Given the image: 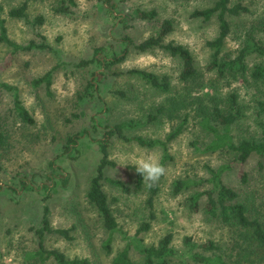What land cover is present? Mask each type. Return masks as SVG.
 I'll return each instance as SVG.
<instances>
[{
    "label": "rangeland",
    "instance_id": "1",
    "mask_svg": "<svg viewBox=\"0 0 264 264\" xmlns=\"http://www.w3.org/2000/svg\"><path fill=\"white\" fill-rule=\"evenodd\" d=\"M217 1L0 0L1 17L11 41L23 46L31 42L45 43L52 49L14 52L0 42V136L3 137L0 147V264L30 263L27 257L38 250L35 229L41 226L46 205L55 230L74 228L72 240L58 235L47 236V249L58 250L70 260L113 264L129 241L116 234L113 251L107 254L104 243L109 234L95 207L87 200L91 180L101 160L99 147L94 140L84 137L69 155L59 157L62 147L71 136L89 131L93 118L106 125L133 121L134 128L126 134L150 141L165 140L186 117L184 133L169 146L173 160L158 178L160 193L154 202V220L150 218L147 204L149 192L136 188V175L130 167H134L133 162L141 152L156 154L161 163L163 150L160 147L150 149L114 139L110 144V159L117 167L107 169L106 175L125 182L127 189L104 183V191L120 229L128 237L143 239L150 247L172 234L173 247L179 253L185 248L186 237L199 245L212 241L224 250L229 264H235L231 255L237 252L236 230L205 213L206 198L201 200L200 211L192 212L189 198L211 188L207 182L209 168L231 164L233 168L223 174L224 183L239 192L243 202L253 203L263 210L264 162L261 166V160L252 157L242 166L235 163L237 156L233 154L206 153L211 139L198 126V113L201 100L205 105H215L219 99L221 106L230 95L236 94L242 116L232 130L234 141L263 138L264 114L258 105L264 103V83L255 82L252 74L257 67H264V56L252 52L246 57L245 77L229 74L218 78L216 72L209 70L214 49L208 44L219 35L218 17L205 21L194 17V13L214 7ZM25 2L29 5L27 18H11L9 12ZM230 2L231 6L243 4L250 12L229 17L231 34L220 56L226 61L237 58L250 42L264 45V0ZM62 8L65 11L59 10ZM137 10L156 11L158 15L155 20L142 21L133 18ZM39 18L44 19L43 23L37 21ZM167 20L172 22L174 31L166 38V43L183 45L191 51L199 71L195 83L181 82L182 62L163 50L140 54L131 48L124 63L108 70L97 65L79 66L92 59L97 48H103L110 56L124 50L121 42L126 37L141 43L157 36ZM131 70L168 76L171 92L163 94L153 90L140 78L129 75ZM48 72L53 73L50 93L45 84H34ZM100 73H104L105 78L94 84L97 97L82 100L88 83L93 81V74ZM5 84L17 89L23 105L35 119L34 125L20 120L15 111V93L4 90L1 85ZM117 92H123L124 96ZM173 98L191 105L180 109L175 119H170L166 113L157 116L158 109L168 107ZM151 117L157 118L150 120ZM243 173L248 175L245 184L240 180ZM187 179L205 181L204 186L175 196L173 184ZM21 182L33 190L21 188ZM46 197H49L47 202ZM145 223H149L151 229L140 232ZM130 257L135 264H143V258L133 245ZM170 264H182L181 259L173 258ZM189 264L196 263L190 261Z\"/></svg>",
    "mask_w": 264,
    "mask_h": 264
},
{
    "label": "trees",
    "instance_id": "2",
    "mask_svg": "<svg viewBox=\"0 0 264 264\" xmlns=\"http://www.w3.org/2000/svg\"><path fill=\"white\" fill-rule=\"evenodd\" d=\"M29 5L25 2L22 6L14 8L9 12V16L13 19H26ZM65 11V9H59ZM249 9L243 4H236L231 6L230 0H218L214 7L203 11L194 13V17L202 18L209 21L212 17L217 16L219 21V35L214 42L208 46L214 49L213 62L209 66V70L217 73L218 78H225L227 75H234L237 77H245L247 68L245 64L246 57L252 53L257 52L264 56V45L250 42L240 55L231 61L220 59L221 53L225 47L226 41L231 34V23L229 17H240L249 14ZM156 11H141L137 10L133 18L142 21H152L157 17ZM43 18L37 21L43 23ZM125 22V21H124ZM174 31L171 21L167 20L163 23L160 32L157 36H152L141 43H135L131 38L126 37L121 44L124 50L119 54L107 55L103 48H97L94 51L93 58L85 60L79 64L80 67H91L97 65L99 68L105 70L113 66L124 63L128 57L130 49L133 48L140 54H146L155 50H163L170 56L179 59L182 62V71L180 80L183 84L195 83L198 80L199 71L197 69L195 58L191 51L183 45H176L174 43H166V38ZM0 42L8 45L14 52H29L33 50H52L49 45L42 43L37 44L31 42L28 45H19L10 40L5 20L1 17L0 9ZM52 72H48L44 77L34 81L35 86L45 84L47 92L50 93L52 87ZM129 75L140 78L143 82L149 85L153 90L163 94H168L172 90L171 80L168 76L160 77L146 70H131ZM253 79L257 83H264V67H257L252 74ZM104 73L93 74V81L88 83L85 94L81 97L85 98L97 96L94 95L97 88L94 84L100 83L104 80ZM6 91H14L15 93V111L20 120L28 125H34L35 119L23 105L17 89L9 85H1ZM96 88V90H95ZM93 91V93H90ZM117 95L124 96L123 92H117ZM99 100V98H98ZM101 100V99H100ZM99 100V101H100ZM201 100V99H200ZM219 100V99H218ZM216 100L215 105H205L201 100V107L199 109L200 121L198 126L205 131L211 139L210 144L206 148V153L210 154H233L236 157V162L245 166L252 157H258L261 162H264V137L260 140H242L236 143L232 135V130L239 122L242 116V110L238 96L236 94L230 95L227 101L222 102ZM104 103L103 100H101ZM194 104V103H192ZM191 104L186 105L175 98L169 100V106H163L158 109L157 116L167 114L170 119H175L176 113L182 109L187 108ZM259 110L264 114V103H259ZM157 117H151L150 120ZM188 121L186 117L183 122L173 129L168 134L165 140H145L142 137H129L126 131L134 128L133 121L116 123L114 125L100 124L96 118L92 119L91 129L89 131L81 132L80 134L71 136L67 139L62 147L59 157H64L70 154L73 148L77 147L79 142L85 137L89 140H94L99 147L101 160L96 170L95 176L91 180L90 189L87 193L88 202L95 207L99 217L102 220L105 230L109 237L104 243V250L107 254L113 251V241L116 234H121L125 239H128V246L120 253L113 264H135L130 257V249L132 245L138 254L143 258V264H170L173 258H180L182 264H189L190 261L196 264H229L226 260L224 250L217 246L215 242H208L199 245L193 242L189 237L184 239L185 248L181 253L173 247L174 236L168 234L160 240L156 246H146L143 239L137 237L130 238L120 229L117 219L110 207V202L107 194L104 191V183L127 189L126 183L121 180H114L108 178L106 171L109 168H116L117 164L110 159V144L114 139L123 141L125 143H137L141 147L156 148L160 147L163 150V158L161 165L164 170L166 165L173 159L169 153V146L171 143L179 139L184 133ZM3 144V137L0 136V147ZM52 167V165H51ZM233 168L231 164L218 169L209 168L210 179L207 181L211 188L206 191L194 193L189 198V208L192 212L197 213L201 208V200L206 198V205L204 211L210 217L220 220L226 227L236 230L237 235V252L236 255H231L235 258V264H264V209H259L253 203L248 204L243 202L241 195L236 190L228 187L223 180V174ZM53 169V167H52ZM130 169L136 175V188L138 190L147 189L149 192V199L147 201L150 209V218L155 219L154 202L155 198L160 193L159 181L149 182L143 180L142 176L135 171L134 167ZM48 179H52L48 177ZM47 179V180H48ZM243 184L248 182V175L243 173L240 177ZM205 181L195 180H179L173 184V194L178 196L184 192L192 189L201 188ZM21 188H30L26 183L21 182ZM33 190L32 188H30ZM13 190V189H11ZM45 202L49 197L44 199ZM151 229L149 223H145L140 232H148ZM74 230H55L52 227L50 219V209L46 205L44 207L41 226L35 229V234L39 240L38 250L28 254V264H90L87 259L70 260L67 256L58 250H49L45 246V239L49 235H58L67 240H72L71 233ZM236 249V248H235ZM229 260V259H228Z\"/></svg>",
    "mask_w": 264,
    "mask_h": 264
},
{
    "label": "clouds",
    "instance_id": "3",
    "mask_svg": "<svg viewBox=\"0 0 264 264\" xmlns=\"http://www.w3.org/2000/svg\"><path fill=\"white\" fill-rule=\"evenodd\" d=\"M133 163L135 171L142 176L143 180L149 182H155L164 172L159 157L154 153L141 152Z\"/></svg>",
    "mask_w": 264,
    "mask_h": 264
}]
</instances>
